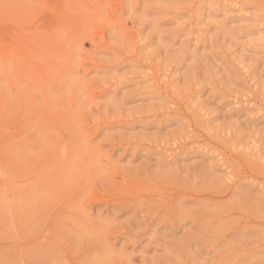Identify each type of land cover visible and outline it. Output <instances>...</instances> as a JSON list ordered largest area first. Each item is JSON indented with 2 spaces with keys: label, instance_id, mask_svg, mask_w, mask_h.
Wrapping results in <instances>:
<instances>
[{
  "label": "rangeland",
  "instance_id": "374dc122",
  "mask_svg": "<svg viewBox=\"0 0 264 264\" xmlns=\"http://www.w3.org/2000/svg\"><path fill=\"white\" fill-rule=\"evenodd\" d=\"M0 264H264V0H0Z\"/></svg>",
  "mask_w": 264,
  "mask_h": 264
}]
</instances>
